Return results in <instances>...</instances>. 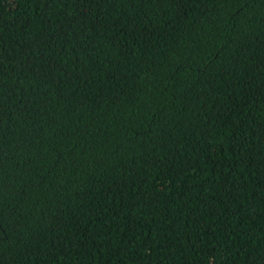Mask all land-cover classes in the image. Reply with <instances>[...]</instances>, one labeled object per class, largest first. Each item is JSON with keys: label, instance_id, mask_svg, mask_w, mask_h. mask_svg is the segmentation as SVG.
<instances>
[{"label": "trees", "instance_id": "1", "mask_svg": "<svg viewBox=\"0 0 264 264\" xmlns=\"http://www.w3.org/2000/svg\"><path fill=\"white\" fill-rule=\"evenodd\" d=\"M0 264H264V0H0Z\"/></svg>", "mask_w": 264, "mask_h": 264}]
</instances>
